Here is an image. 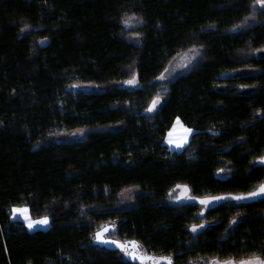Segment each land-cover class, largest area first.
Instances as JSON below:
<instances>
[{"label": "trees", "instance_id": "16d2710c", "mask_svg": "<svg viewBox=\"0 0 264 264\" xmlns=\"http://www.w3.org/2000/svg\"><path fill=\"white\" fill-rule=\"evenodd\" d=\"M129 13L144 18L138 40ZM198 47L208 59L177 70ZM134 65L140 85L121 86ZM176 117L193 129L182 151L165 143ZM263 155L264 11L253 0H0V264H142L98 244L105 229L173 264L264 256V197L203 218L197 203L166 201L181 184L197 196L251 192ZM14 205L51 226L29 231Z\"/></svg>", "mask_w": 264, "mask_h": 264}, {"label": "snow or ice", "instance_id": "6c2138e0", "mask_svg": "<svg viewBox=\"0 0 264 264\" xmlns=\"http://www.w3.org/2000/svg\"><path fill=\"white\" fill-rule=\"evenodd\" d=\"M254 5H259L260 10L264 11V0H253ZM125 24L129 23V19L124 20ZM25 27H28V25H25ZM135 35L139 36L140 33H136ZM255 51H260V49H256ZM167 69H165V72ZM158 79L164 80L167 79L164 72H161ZM125 84L128 85H137L138 79L137 74L133 73L130 79L124 81ZM73 87H78V85H73ZM241 87H244L243 85ZM162 97L157 95L155 96L151 103L149 104V107L146 109L148 112H152L157 109V105L160 104ZM80 132H83V130H79ZM193 132V129L188 128L183 124L180 117H176L175 122L173 123L172 127L168 130V134L165 137L167 143L169 145H174L176 148H182L185 144L188 143L189 135ZM260 161H264V156H261L258 158ZM222 171V170H219ZM177 187H183L184 188V195L187 197V192L189 191L187 185H177ZM261 194H264V183L260 184L259 187L255 191L247 192V193H241V194H232L227 193L221 196H214V197H187L190 199H196L200 201L201 205H210L212 202H220V201H232V202H240L245 201L249 199H255ZM234 206H240L239 204H236ZM23 214V220L26 223V226L28 229H32L36 226L41 225H48L50 223V217L47 215L40 216L37 219H33L31 215L29 214V208L27 206H17L14 205L11 211V216L15 218L17 215ZM231 223H236V220L234 219ZM203 228V225H196L193 224L191 226L192 232H197L199 229ZM104 231H107V229L97 232L95 235V239L100 241L101 243H112L119 246L120 249H122L125 253L130 255L133 259L139 258L141 261L146 260H152L155 262V264H159L160 261H166L167 264H173V260L171 256H161V257H154V256H147L140 254L136 248L137 245L133 242L132 250L129 251L128 245L120 242V241H114L106 239L104 236ZM213 264H264V256L261 255H250L246 258H240L237 260L234 257H230L224 260H214Z\"/></svg>", "mask_w": 264, "mask_h": 264}, {"label": "rangeland", "instance_id": "374dc122", "mask_svg": "<svg viewBox=\"0 0 264 264\" xmlns=\"http://www.w3.org/2000/svg\"><path fill=\"white\" fill-rule=\"evenodd\" d=\"M126 19H129V23L126 24V26H127L128 32L131 34V38H133L134 40H138V37L139 36H137L135 34L137 33L138 29L141 28L144 25V18L141 15L129 13L126 16ZM251 19H252V17H250V19L248 21H251ZM195 57H198V59L196 60L195 63L192 64V62H190V61L193 58H195ZM206 59H208L207 49L204 48V47H198V48H195L193 52H191L189 54H186V55H182L179 58V60H177V63H175L176 64L175 67H176L177 70H180V69L183 70V69H186L188 67V69H186L188 71L189 69H192L193 67H195V65L200 64L201 62L205 61ZM132 69H133V72L134 73L137 72V66L136 65H134ZM165 76L167 77V79H164V84L166 85V84H169L175 78L176 72H173L171 69H169ZM126 80H128V79H126ZM126 80L121 81L120 82V85L121 86H124V87H130V88H135V87H138L140 85L139 81H138V84L137 85H128V84H125L124 81H126ZM73 89L75 91H78V90H81V89H90V90H93V91H98V90L103 89V87H101V86H92L90 84H87V85L86 84H81V85H78V87H73ZM163 101H164V99L162 98L161 101H160V104ZM160 104L157 105V109L160 106ZM146 109H145V112H147V113H154V112L157 111V109H156V110H154L152 112H148V111H146ZM71 135L72 136H81V135H83V133L82 132H74ZM192 135H193V132L189 135L188 143L185 144L182 148H176L174 145H169L167 143L166 139H165V143H166V145L168 146V148L170 150L182 151L190 143L191 138H192ZM258 161L261 162V163H264V161H260L259 159H258ZM183 185H185V184H181V186H183ZM188 189H189V191L187 192V197H200V198H204V197H214V196H221V195L227 194V193H223V194L209 195V196H197V195H194L192 193V191L190 190L189 187H188ZM255 190H253V191H255ZM140 192H141V188L140 187H137V186L126 189L122 193V195H121V204H120V206L122 208L132 207L134 205V203L136 202L137 195ZM232 194H238V193H232ZM239 194H241V193H239ZM187 197L184 195V188L183 187H179L178 188L176 186L175 188H173L170 191V194H169V196H168V198H167L166 201L168 203H170V204L197 203L201 207L200 212H199V216L202 217V218L206 214V212H207V210L209 208H211V207H213L215 205H218V204L224 202V201L212 202L210 205L205 206V205H201L199 200L190 199V198H187ZM262 197H264V194H261V196L255 198V199H249V200L240 201V202L253 201V200L260 199ZM24 206H26V205H24ZM27 207L29 208V214L31 215V217L33 219L39 218V217H33L32 214H31V211H30V207L29 206H27ZM12 208H13V206L11 207V211H12ZM13 219L14 220H20V221L24 222V220H23V214L17 215ZM24 224L26 225L25 222H24ZM196 225H203V228H201V229H199L197 231V232H200V231H202L204 228H206L209 225V222L206 221L205 219H202L200 222L196 223ZM50 226H51V218H50V223L48 225H41V226H36V227H34L32 229H28V228L27 229L29 231H35V230H38V229H48ZM197 232H195V233H197ZM213 261L214 260H210V261H208L205 264H213ZM141 263L142 264H155V262L152 261V260L141 261ZM159 264H162V262L160 261ZM196 264H200V263H196Z\"/></svg>", "mask_w": 264, "mask_h": 264}, {"label": "water", "instance_id": "95a60500", "mask_svg": "<svg viewBox=\"0 0 264 264\" xmlns=\"http://www.w3.org/2000/svg\"><path fill=\"white\" fill-rule=\"evenodd\" d=\"M181 74H179L178 76H180ZM177 76V77H178ZM109 240H114V241H120V242H122V243H124V244H126V245H128V248L129 249H132V246H133V241H131V242H124V241H121V240H118V239H109ZM97 241V243L98 244H100L101 246H103V247H106V248H108V249H111V250H122V249H120L119 248V246L118 245H116V244H112V243H101L100 241H98V240H96ZM135 243V242H134Z\"/></svg>", "mask_w": 264, "mask_h": 264}, {"label": "flooded vegetation", "instance_id": "af4514ba", "mask_svg": "<svg viewBox=\"0 0 264 264\" xmlns=\"http://www.w3.org/2000/svg\"><path fill=\"white\" fill-rule=\"evenodd\" d=\"M106 239H114L113 237H105ZM129 251H131V249H129ZM135 259H139L138 257Z\"/></svg>", "mask_w": 264, "mask_h": 264}]
</instances>
